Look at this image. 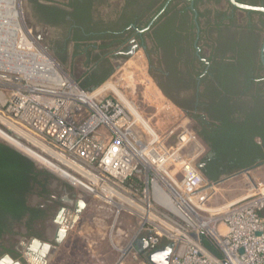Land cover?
<instances>
[{"label": "flooded vegetation", "instance_id": "1", "mask_svg": "<svg viewBox=\"0 0 264 264\" xmlns=\"http://www.w3.org/2000/svg\"><path fill=\"white\" fill-rule=\"evenodd\" d=\"M236 1L264 8V0ZM21 3V22L40 46L63 66L83 65L78 84L87 91L141 53L160 93L196 122L206 147L198 167L219 177L213 182L264 163V10L231 0ZM238 137L255 138L261 148L243 152L227 144ZM0 144V264H35L31 254L44 264L42 256L58 251L69 228L102 205L78 198L86 186ZM243 158L257 161L240 168Z\"/></svg>", "mask_w": 264, "mask_h": 264}, {"label": "built area", "instance_id": "2", "mask_svg": "<svg viewBox=\"0 0 264 264\" xmlns=\"http://www.w3.org/2000/svg\"><path fill=\"white\" fill-rule=\"evenodd\" d=\"M12 34L13 31L10 37ZM23 38L32 44L25 46L27 50L20 47ZM12 40L13 49L0 51V57L8 59V66L23 58L30 68L24 73L0 67V91L4 93L0 97V112L23 132L33 134L31 137L36 143L47 141L43 145L51 150L47 151L50 157H43L54 167L49 166L60 173H70L77 178L75 183L108 201L122 190L119 186L132 180L135 172H147L149 181L157 184L178 208L186 205L197 216V212L206 211L207 197L200 191L205 184L212 186L217 182L207 179L195 164L200 155H204L205 145L199 144L201 150L182 163L178 170L180 175L169 168L180 150L198 141L192 127L179 121L171 122L166 128L155 127L132 100L117 89L115 81L107 82V89L98 93L104 85L94 91L83 89L35 42L22 22ZM14 49L21 54H15ZM36 50L41 55L34 61L31 53ZM114 88L118 94L111 91H116ZM2 127L11 133L10 129ZM173 134L177 142L168 147L165 140ZM16 138L21 140L20 135ZM219 211L223 212L228 228L226 235L218 239L225 264H264V215L261 214L264 212V183ZM151 240L154 246L158 236L152 235ZM116 264H127L125 253ZM169 264L222 263L199 245L189 243L184 249L173 251Z\"/></svg>", "mask_w": 264, "mask_h": 264}, {"label": "crops", "instance_id": "3", "mask_svg": "<svg viewBox=\"0 0 264 264\" xmlns=\"http://www.w3.org/2000/svg\"><path fill=\"white\" fill-rule=\"evenodd\" d=\"M196 135L198 141L180 150L175 160L169 163L172 172L180 175L181 172L178 170L182 163L191 160L201 150L199 144H203L204 141L198 134ZM165 141L168 147H173L177 137L173 134ZM203 156L201 154L195 163L199 171H202L198 166ZM201 173L205 176L203 172ZM242 173L245 176L247 174L250 185L252 179L256 182V174L260 172H253L250 169ZM147 174L135 172L132 180L126 181L122 187L119 186L122 190L117 192L110 202L101 198V195L92 194L90 190L80 189L102 207L92 218L82 217L74 227L69 228V232L61 238L58 251L49 257L42 256V259L45 258L44 264H116L122 253H125L127 264H156L150 256L155 254L158 248L160 250V247L172 245V255L173 251L184 249L189 243L199 245L206 253L225 264L218 239L226 235L228 228L223 212L219 209L249 195L264 181L262 180L261 184L257 182L251 189L248 187L229 201L230 203L224 205L214 204L219 191L216 192L214 185L209 186L208 181L209 184H205L200 191L207 197L204 203L206 211L197 212V216L186 205L178 208L169 200L172 204V207H169L167 204L169 201L163 202V197L160 196L163 191L157 184L149 181ZM81 192H78V198L87 201ZM167 210L172 212V216L166 212ZM219 213L221 215L215 217ZM261 214L264 215V212ZM154 234L158 236L157 251L150 248L151 236ZM36 261L37 259L35 264Z\"/></svg>", "mask_w": 264, "mask_h": 264}, {"label": "rangeland", "instance_id": "4", "mask_svg": "<svg viewBox=\"0 0 264 264\" xmlns=\"http://www.w3.org/2000/svg\"><path fill=\"white\" fill-rule=\"evenodd\" d=\"M18 1L19 0H13V3H14L16 10L20 12V15L18 13V17H19V23L21 25L22 17H21L20 6L22 5V3L18 5ZM16 4L18 5V7ZM12 11L14 10H10L9 3H3L1 5V0H0V27L2 28L0 30V39L3 40V45H2L3 47L0 49V51H5V50L10 49V48L5 47L6 46L5 44H7V41L10 37L12 30H15L14 27L16 25V22L12 20L10 16ZM33 39L35 40L37 44L42 45L44 47L43 43L40 40H38L36 37ZM30 40L32 39L30 38ZM125 63L126 64L123 65L121 69L116 68L113 74H111L108 78H106L100 85H103L104 83H107V82L115 81L117 83V89L124 96L130 98L132 102L134 103V105L141 112L145 114L147 119L155 127L159 129L166 128L168 124H170L171 122H175V121L184 122L186 125H189L192 128L194 127V124L196 122H193L190 116H188L184 112V110L176 108L169 98L165 97L164 95L160 93L159 88L157 87L153 79L148 74L145 59L141 53L135 56L134 58H130V60H128ZM60 65L64 68L67 74H69L76 82L80 83L81 81L80 77L84 70L83 65L80 62H77L76 65H74L73 67L71 65H68V66H63L62 64ZM114 74H116V76H114ZM108 86H109V83L104 85V87L100 88L97 92L107 89ZM114 89L116 91L114 90H111V91L114 93H117L118 90L116 88ZM1 115L4 118L0 117V129L6 132L2 127L4 126L6 129L8 128L11 130V133L6 132L7 134H9V136L15 139L16 135H20L28 142L26 141V143H22L16 140L17 139L16 138L15 141L19 142L20 145L22 146L20 147L17 144H15L13 141H10L6 137H4L2 134H0V140L7 143L11 147L18 149V151L22 153L29 152L31 154V160L39 168L48 169L52 172H55L56 170L51 167L53 165L47 159L43 157V156L50 157V153L48 154V152H50L51 150L49 149L46 150L45 148H43L45 147L43 146V144H47V141L44 142L40 140L39 142L42 143L41 144L42 147H40L39 146L40 143H36L35 141H33L31 137V135L33 134L26 133V131L23 132L24 130L22 128H20L19 126H15V123L12 122L13 121L12 119L8 118L7 116H4L3 114ZM252 171L260 172V173L256 174V182L252 179V181L255 183L252 182L250 185H249V182L247 181L248 179L247 174L245 176L244 173L233 174L224 180L218 181L216 183L217 185L216 184L214 185L216 192L219 191L217 196L215 197L214 204L224 205V203L225 204L230 203L229 201H231L232 199H234L235 197L243 193L246 189H248V187H250L251 189L253 185L255 186L257 185V182L260 183L262 180L264 181V163H262L260 166L253 168ZM60 174L66 178H68L67 175L71 176V174H69L68 172H61ZM60 174L59 175L57 174V176L55 175L56 177L55 176H54L55 178L53 177L54 180L62 182L61 180L62 178L59 177ZM71 177L72 178L70 179L72 181H75V178L73 176ZM63 184H66V182H64ZM77 191L81 192L82 190L80 191L77 189ZM81 193L82 195L85 196L86 199H88L89 201L92 200L91 202H94L93 199L90 198L89 195H87L86 193H83V191ZM93 212H95L94 208H92V210H87L86 214H84L83 217L85 219L92 218ZM166 212L170 216H172L171 211L167 210ZM220 215L221 213H219V215H216L215 217L217 216L219 217Z\"/></svg>", "mask_w": 264, "mask_h": 264}, {"label": "bare ground", "instance_id": "5", "mask_svg": "<svg viewBox=\"0 0 264 264\" xmlns=\"http://www.w3.org/2000/svg\"><path fill=\"white\" fill-rule=\"evenodd\" d=\"M3 3H9V5H10V10H14V11H12L11 12V14H10V16H11V18H12V20H14L15 22H16V25H15V30H12L13 31V34H15V31H16V29L17 28H21V25H20V23H19V17H18V11L16 10V8H15V6H14V3H13V0H1V5L3 4ZM17 3V2H16ZM17 5V4H16ZM19 5V4H18ZM18 5H17V7H18ZM19 9V8H18ZM2 28L0 27V30H1ZM13 34L11 35V37H9V39H8V41H7V44H5L6 46L5 47H7V48H10V49H13ZM17 34V33H16ZM22 39V38H21ZM3 45V40L2 39H0V49L3 47L2 46ZM30 45H32L31 43H29V42H27V40L26 39H24L23 38V40H21V43H20V47H21V49H24V50H27L28 49V47H25V46H30ZM10 49H8V50H10ZM15 50V49H14ZM16 51V50H15ZM26 52V51H25ZM16 53H19V54H21V52H15V54ZM40 52L38 51V50H36V51H33L32 53H31V56H33V59H34V61H36L39 57H40ZM24 58H25V56H24ZM42 58H43V56H42ZM45 58V57H44ZM44 60H47V58H45ZM28 61V60H27ZM30 61V60H29ZM6 64H8V59L6 58V57H4V58H1L0 57V67H8V68H12V69H17L18 71H22V72H24V73H27L26 72V70L27 69H29L30 67H28V65L26 66V64L24 63V60H23V58L21 59V61L19 62V61H16V63H12V64H10V65H12V66H8V65H6ZM23 66H24V68H23ZM31 70V69H30ZM30 74H31V72H30ZM29 75V74H28ZM96 93H98V92H96ZM0 134H2L4 137H6L7 139H9L10 141H13L15 144H17L18 146H20V147H22L21 145H20V143L19 142H17V141H15V139L14 138H12L11 136H9L7 133H5L3 130H1L0 129ZM40 146H41V143H40ZM44 146V145H43ZM43 148H45L46 150H47V147L45 146V147H43ZM70 174V173H69ZM68 176V178L70 179V178H72L71 176H69V175H67ZM77 178L75 177V180H76ZM71 180V179H70ZM74 182V181H73ZM161 195L160 196H162L163 197V202H167V201H169V199L170 198H168L163 192L162 193H160ZM171 200V199H170ZM172 201V200H171ZM167 204L169 205V207H172L171 205V203H170V201L169 202H167ZM205 225H206V223H204ZM208 224V223H207Z\"/></svg>", "mask_w": 264, "mask_h": 264}, {"label": "trees", "instance_id": "6", "mask_svg": "<svg viewBox=\"0 0 264 264\" xmlns=\"http://www.w3.org/2000/svg\"><path fill=\"white\" fill-rule=\"evenodd\" d=\"M255 139V138H254ZM253 142H246L244 138L242 137H238V138H233L231 140L228 141L227 144H229V146L231 147H237L238 150H242L243 152H245L247 149H251V148H261L260 144H258L256 142V140ZM1 145V144H0ZM262 158H264V155L261 156ZM241 161L243 162L242 165L240 166V168L249 166L253 163H255L257 160H255L254 158H252V160L247 161L246 159H241ZM205 174V176H207L208 178L212 179V180H217L219 177H214L212 176L210 173L211 172H203ZM1 205V204H0Z\"/></svg>", "mask_w": 264, "mask_h": 264}, {"label": "water", "instance_id": "7", "mask_svg": "<svg viewBox=\"0 0 264 264\" xmlns=\"http://www.w3.org/2000/svg\"><path fill=\"white\" fill-rule=\"evenodd\" d=\"M234 4L243 7V8H248V9H261L264 10L263 7L259 6H253V5H247V4H241L238 3L236 0H231ZM4 93L0 91V97H2ZM171 250H172V245L165 246L164 248L158 250L155 254L150 256L151 260H153L156 264H169L170 261V256H171ZM36 254H31V259L36 260L35 257ZM157 259H159V262H157Z\"/></svg>", "mask_w": 264, "mask_h": 264}]
</instances>
